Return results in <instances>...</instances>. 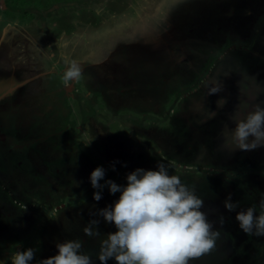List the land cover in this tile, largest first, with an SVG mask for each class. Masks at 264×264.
Here are the masks:
<instances>
[{
  "label": "rangeland",
  "instance_id": "rangeland-1",
  "mask_svg": "<svg viewBox=\"0 0 264 264\" xmlns=\"http://www.w3.org/2000/svg\"><path fill=\"white\" fill-rule=\"evenodd\" d=\"M197 2L199 1L0 0V30L13 26L14 29L18 28L15 25L19 23L21 28L32 33L31 38L40 40L39 31L45 32L42 33V37L46 36L42 44L39 42L38 50L33 51L30 48L29 55L25 57V60L30 57L27 62L20 60L22 62L19 61L17 64L18 71L21 74L26 73L25 76L28 77L34 70L31 64L37 61L36 70L41 74L30 75L34 79L21 85L19 89L13 87L14 81L10 84V80H14L11 78L0 90V95L4 98L13 96V101L8 100L9 102L5 104L1 101L0 109L12 113L13 125L17 129L16 134L11 132V135L21 154L18 155V160L24 158L26 166L30 160L33 161L34 165L30 166L35 169L34 177H31L30 172H21L17 168L12 172L7 171L8 169L0 170L2 187L0 191L3 189L4 193H11L6 184L10 185L19 180L24 195H28L30 199L25 203L10 194L8 202L1 201V204L10 205L0 211V264H11V256L16 251L27 248L36 250L35 257L29 264H37V261L57 254L56 243L76 239L82 241V251L92 256L93 264H100L96 259L100 240L107 234L114 233L116 228L113 224L104 222L102 217L89 213L113 205L120 193L110 194L108 188L104 187L101 190V200L94 201L93 193L97 190L91 187L89 180L91 172L97 167H103L105 177L100 181L101 184L105 180H112L118 185L126 186L127 174L138 168L155 171L158 163L164 164L169 174L179 176L190 188L196 190L199 186L195 192L203 200L209 199L214 202L207 203L213 204L211 214L205 208L201 211L208 212L210 219L213 215L214 220L211 222H214V230L220 231L216 248L209 254L191 261L190 264H264L263 239H259L258 243H251L250 236L243 231L239 236L236 235L239 224L235 216L252 204H249L248 199L245 200L242 191L232 189L231 192L226 186V183L236 180L233 179L234 176L229 174L231 179H225L226 187L223 188L218 181L213 182V175L208 174L213 172L209 169L210 164L204 166V163L201 161L198 163L195 159L191 161L192 163L172 162L165 156L171 150L165 147L166 141L176 144L178 150L184 151V155L188 157L193 144V147L197 145L198 148L210 144L207 141L208 133L213 136V142L224 155L230 154L235 158L238 155L247 156L254 151H231L230 145H223L224 139L220 135L223 128L227 126L229 130H233L236 126L231 117L234 114L233 107L237 95H229V102L225 105L227 108L219 111L217 117L211 119V123L214 124L212 130L203 124L204 121L198 122L201 115L194 119L191 115H186L187 117L180 115L178 120L174 119L172 123L170 121L179 103L187 97L181 94L191 89V81H188V84L186 81H180L179 85H176L179 95H157L155 98L157 101L154 102L150 99L152 95H146L147 92H151L148 84L152 82L154 85L157 80L158 74L155 70L157 68V71L162 70L164 75L162 90L170 79L171 82L175 79V76L180 79L190 70L194 71L195 68H190L192 64L201 68L206 66V70L207 67L213 68L214 71L218 69L214 73L217 74L220 84L231 87L234 92L241 84L251 82L254 85L264 80L263 61L259 60L263 58L264 53L263 37L260 38L263 45L262 47L259 45L257 56L244 55L243 52H237L234 58L228 56L235 43L242 50L249 49L250 40L247 38L251 33L264 35V25L257 29L259 32L255 29V21L260 15H264V0L201 1L197 13L202 11L204 19L195 14L190 23L185 21L178 24L177 28L175 24H171L176 23L179 16L184 17L185 13L193 11V6ZM5 7L7 9L4 10ZM179 12L183 14L176 16L178 18L176 19L175 15ZM8 20L13 21L10 22L11 26L4 24ZM33 22H35L33 26L29 25ZM184 24H188L187 29H190L188 35L185 33L187 37L182 30L180 31L185 28ZM155 31L156 36L149 39L148 37L153 36L151 34ZM63 33H66L65 38ZM4 39V42L0 40V69L2 75H8L14 70L12 65L16 62L10 57V65L8 52L12 49L14 53L13 45H21L18 40L23 39L11 32ZM136 40H141L140 44L146 43L150 46L142 48L138 43L137 46L142 48V52L141 48H138L139 53L128 56V59L126 49L123 50L121 45H126L130 41L134 43ZM192 44L194 46L190 47ZM107 49L114 50L115 54L123 50V55L117 54L121 56L117 65L123 70L135 67L134 63H130L134 59L136 66L142 70L139 78L136 77L137 79L132 81L128 73L126 77L114 76L109 81L104 76L105 80L98 78L100 84L94 85L95 91L90 87L93 77L87 73L86 78L82 77L77 82H71L67 86L63 83L65 58L76 61L74 52L79 50L78 56L83 59L79 62L80 66L84 72L87 70L91 73L96 65L101 64V59L106 57ZM247 57H254L253 65ZM222 59L228 62L222 64ZM129 63L131 67L126 68L125 65ZM50 64L57 66L53 68L50 76H46L41 71L49 70ZM118 67L116 70L120 69ZM202 77L203 75H200V78ZM200 78L197 77L196 80ZM195 87L197 84H194L193 88ZM211 100L212 104H216L218 99L213 97ZM228 116L231 121H226ZM141 128L145 129L141 131L144 134L139 132ZM130 140L139 145L145 140L147 150L142 152L139 158L126 162L130 157L134 158L130 156L131 154L125 157L124 153L125 147L130 150L134 145ZM251 140L252 137H249V141ZM153 141L161 142L163 146L161 155L158 154L159 149L154 147ZM190 141L193 143L188 151ZM139 147L141 146L137 149L141 151ZM257 150L260 152L259 155L264 154V147ZM153 154L157 159H151ZM230 172L232 171L228 173ZM237 173L243 174V178H238L240 185L245 187L244 178L251 176V183L256 185L259 182L261 189H264V175H261L264 174V161L259 166L246 167ZM32 178L35 181L34 185ZM212 184H215V189H212L214 191L205 196L204 191L212 188ZM45 188H48L47 192ZM229 194L231 202L239 204L232 212L223 206ZM45 201L48 202L47 205L44 204ZM11 205L18 207L15 209V206ZM42 206H45V209ZM64 211L65 219L62 221L58 218L59 213ZM216 212L230 216L231 225L227 227V219H224L222 227L216 223L219 218ZM47 219L52 223L49 221L47 224ZM92 219L100 221L98 225L100 237H87L82 231ZM106 263L115 264V261L110 259Z\"/></svg>",
  "mask_w": 264,
  "mask_h": 264
},
{
  "label": "clouds",
  "instance_id": "clouds-1",
  "mask_svg": "<svg viewBox=\"0 0 264 264\" xmlns=\"http://www.w3.org/2000/svg\"><path fill=\"white\" fill-rule=\"evenodd\" d=\"M65 70L62 81L67 86L82 78L83 69L75 60L65 58ZM222 87H208L207 95L217 94ZM226 99L217 100V108H222ZM245 104L241 113L231 117L235 128L225 126L220 133L223 145H230L231 151H251L264 147V108L255 105L247 111ZM209 113V112H208ZM216 113H209L213 119ZM249 137L252 140L249 141ZM157 170L136 169L126 176V186L112 180H104L105 169L95 168L89 177L91 187L96 189L93 200H101V190L108 188L110 194L120 193L113 205L100 209L90 215L102 217L104 222L115 226L114 233L100 240L96 259L106 264L110 259L115 264H190L191 261L209 254L216 248L220 231L214 230V222L209 221L204 208V200L195 190L182 182L177 175L169 174L164 164L158 163ZM113 170L114 167H113ZM256 206H250L235 216L240 229L249 236H264V193ZM224 208L235 211L239 206L231 202V195L223 202ZM98 219L90 220L82 231L87 237H100ZM221 227L224 218L216 221ZM57 254L37 264H93L90 254L82 251L83 243L79 239L56 243ZM36 250L27 248L16 251L11 256V264H29Z\"/></svg>",
  "mask_w": 264,
  "mask_h": 264
},
{
  "label": "flooded vegetation",
  "instance_id": "flooded-vegetation-1",
  "mask_svg": "<svg viewBox=\"0 0 264 264\" xmlns=\"http://www.w3.org/2000/svg\"><path fill=\"white\" fill-rule=\"evenodd\" d=\"M197 1H199V2H197L196 5L193 6L194 7L193 11H189V12L185 13L184 14L185 18L183 16H181V17L179 16L178 17L179 19H178L176 16L183 14L182 12H179L177 15H175V18L178 19L177 22L176 23H172L171 22V24L172 25L175 24V26L177 28L179 26L178 24H182L185 21H186V23L187 22L190 23V20L195 18V14H197V15L199 14L200 16L203 17L202 19H204V14H202L203 12L200 11V12L197 13V11L200 8L199 5L201 4V1H205V0H201V1L197 0ZM199 19H200V21H202L201 18H199ZM263 25H264V15L262 14V15H260L257 18V21H255L256 32H259V31H257V29H260L261 27H263ZM183 26L185 28L184 29H180V31L182 30L181 32H183L184 34L187 33V35H188L189 34V30H190V29H187L188 28V24H184ZM157 31H158V29H157ZM157 31H155V33L151 34L153 36H151V37L147 36V37L150 39V38L156 36V32ZM39 32H40L39 33L40 34V40H38V39L36 40L35 39L34 42L38 43L40 45L39 42H41V44H42V40L46 36L42 37V35H43L42 33H45V32H42V31H39ZM254 33H251L250 36H248V38H247L248 40H250L249 41L250 44H248L249 45V49L245 48V49L242 50V48L239 47V45L237 43H235L233 45L234 47L230 50L228 56H230V58H234V55L237 52H243L244 55H248V56H257L256 51H258V47H260L261 45L264 44V42H263V44H261V39H260L261 37H263V39H264V35L260 34V33H258L257 35H254ZM184 36L187 37L186 34ZM72 37H73V35H72ZM184 39H186V38H184ZM136 41L134 43L130 41L126 45L125 44L123 46L121 45V48L123 47V50L126 49L125 54L127 55L126 56L127 58H128V56H134L133 54H135V53H139L138 48H141V47L143 48L144 46L147 47L148 45L150 46V44H146V43L140 44L141 40H138L137 42ZM138 43L140 45H142V46L141 47L137 46ZM193 46L194 45L192 44L190 47H193ZM142 48L140 50L141 52H142ZM107 50H106V57L104 59H101V61H102L101 64L96 65L95 68L92 69L91 73L87 72V70H85V72L83 71V74H82L83 78L84 77L86 78V74L85 73H87L89 75H92L93 80L90 82L91 83L90 87L94 91L96 90L95 86L97 84H100V81H98V78H100V80H103V78L105 76L110 81V78H112L114 76L122 77L124 75V73H125V70H123V68L118 67V65H117L118 62L120 61L119 59L121 58V56L117 55V54L123 55V52H122L123 50H121V52L118 51L117 54H115L114 50L113 51H111V50L107 51ZM78 52H79V50H78ZM78 52H74V57L76 58V61L79 63V62H82L83 59L79 58L78 55L80 53H78ZM125 54H124V56H125ZM247 58L251 61L252 65H253V62H255L254 57H251V58L247 57ZM20 60H22V59H20ZM259 60H262L263 62L262 61L261 62L264 65V53H263V58L259 59ZM222 61H223L222 64H226L228 62V60H225V59H222ZM36 62L37 61H34L31 64L32 67H36V68L38 67V65H37L38 62L37 63ZM43 62H44V60H43ZM58 63H60V62L58 61ZM130 63H134L135 67H137L136 66L137 63H135L134 59H132L130 61ZM130 63H129V65H125V66H127L126 68L131 67ZM116 67H118L120 69L116 70ZM132 67L134 68V66H132ZM191 67L195 68V70L194 71L190 70L189 73H186V74L182 75L180 79L178 78V76H175V79H173L172 82L170 81L172 79H170L168 81V83L165 84L164 90L161 89V84H162V82H164L163 72H162V70H158L157 71L158 68L156 67L157 69H155V70H156V73L158 74V76H156L157 80L155 81L154 85L152 84V82H150L148 84L149 90H151V92H147L146 95H152L151 97L150 96L149 97L154 102L156 100L155 98H156L157 95H179L178 89L175 88V87H176L177 84L179 85L180 81L181 82L186 81L185 82L186 84H188V81L192 82L191 83V89L189 91H186V92L181 94V95H185L184 97H186V95H187V97L185 99H183V101H181L179 103V107H177L175 112L171 115V117H170L171 123L174 121V119L178 120L180 115H182L183 117H187L186 115H191L192 119H194L195 117L198 118L201 115L202 117L198 118L199 119L198 122L204 121L203 124L206 125V127L209 130L214 129V124L211 123L212 120L209 118V113H212V112L216 113V116L214 117V118H216L217 115L219 114V111H221L222 109L225 110L227 108V106H225L227 104H225L222 108L218 109L216 104H212L213 100H211V98H213V97L214 98L216 97L218 100L226 99V101L229 102V97H230L229 95H237L236 103L234 104V107H233V111H234L233 113L237 112L239 114V118H241V119L243 118V115L246 114V113H241L243 111V108H244L245 104H247L249 106L247 111H251L252 108L255 105H260L262 108H264V80L260 81L258 84H254V85L251 82H247V83L241 84L239 89L236 92H234L231 89V87H227V86L224 87L223 84H220L219 79L216 77L217 74L214 73L218 69H215V71H214L213 68L207 67V70H206V68H205L206 66L201 68V67L195 66L193 64H192V66L190 65V68ZM134 72H136V70H134ZM139 72H142V70H139ZM39 74H40V72L38 73V75ZM200 75H203V77L200 78ZM197 77H199L200 79L196 80ZM26 80H27L26 82H28V83L30 82V81H28L29 79H26ZM104 80H105V78H104ZM165 80H167V79H165ZM24 82H25V80H24ZM194 84H197V87L193 88ZM213 85L218 86V87H222V90L220 92H218L217 94L207 95L208 87H212ZM4 86L5 85L0 83V90L3 89ZM9 116L11 117V122H10ZM12 119H13L12 118V113H8V112L0 113V132H1L0 133V170H5L6 171V169H8L7 171L12 172L13 170L15 171V168H17L21 172H27V171L30 172L31 173L30 174L31 177H34L35 169L33 167H31L32 164L34 165L33 161L30 160L28 162V164H29V168H28V164L26 166V164H25L26 161H25L24 158L21 159V160H18V155H21V154H19V148H18L17 144L15 143L14 138H11V137L9 138L8 137V133H7L8 131L13 132V133L16 134L15 130L17 128L14 127ZM231 120H230V116H228L226 118V121H231ZM225 124L227 125V123H225ZM201 126H202V124H201ZM143 130H145V129L141 128L139 130V132H141ZM141 134H144V133L141 132ZM207 136L209 138V140H207V141L210 144H206L202 148H201V146H199L200 148H198L197 145H196V147H193L194 146V144L192 146L193 141H190V146L188 147V151L190 150V148L192 146V148H191L192 152H191L190 155L188 154V157H186L184 155L185 154L184 151H179L178 150L179 147H177L176 144L173 145L169 141H166L165 145L166 144L167 145L165 147L166 148H170L171 150H170L169 153H166L165 156L168 157V159H170L172 162H178V161L179 162H183L184 161V162L192 163L191 161L195 159V160H197L198 163H200V161L202 162V164L204 163V166L207 165V164H210L211 167H209V166H207V167H209V169H211L213 172H209L208 174L209 175H213L212 176L213 182H217L218 181V184L219 185L221 184V187L223 186V188H225L227 186L228 188L231 189V192H232V189L233 190H238L239 192L242 191L244 193L245 200L248 199L247 201H249V204H252V206H256L257 215H258L259 212H260L259 202L262 199L261 193H264V191H263L264 189H261V186H259V182L256 183V185H253L251 183L252 182L251 181V179H252L251 176L249 178H246V177L244 178V182L246 184L245 187L240 185L239 181H238V178H240V177L243 178V176H242L243 174L239 175L237 172H240V170L246 169V167L259 166L260 163H262L264 161L263 160L264 154H260L259 155L260 152H258V150L255 149L254 151L249 153V155H247V156L238 155L235 158H232L230 154L229 155H224L223 152L218 150V147H216L217 145L213 142V139H212L213 136L212 135H210L208 133ZM207 136L205 138H207ZM199 141H201V140H199ZM141 143H142V145L144 147H146L147 142L145 140H142ZM160 143H158L156 141H153L154 147L159 149L158 150V154L159 155H161V152H162V149H163V146ZM6 164H8L9 166L6 167L5 166ZM229 171H232V172L228 173ZM229 174L234 176L233 179H236V180H233L234 183H232L233 181L232 182H228V184L226 183L225 179H228V180L231 179ZM261 175H264V174L261 173ZM32 181H33V178H32ZM223 181H224V184H222ZM34 183H35V181H33V185H34ZM225 183H226V186H225ZM214 185H213L212 188H207V189L204 188V189H206L204 191V193L206 192L205 196L206 195L207 196L210 195L214 191V190H212V189H215ZM28 186L30 187L29 183H28ZM31 186H32V184H31ZM32 188H34V187H32ZM198 188H199V186L197 187L196 190H198ZM45 189H46L45 192H47L48 188H45ZM49 190H50V188H49ZM32 191H34V189H32ZM23 200H26L27 202H29L30 199L28 198V195L27 196L24 195V199ZM1 201L2 200L0 199V208H4L6 206V204H1ZM204 201H205L206 204L208 202L214 203L213 201H211L209 199H205ZM47 203L45 201L44 204L47 205ZM211 205L213 206V204H211ZM211 205L207 204V210H208L209 214H211V210H212ZM22 207H28V205H22ZM42 207L45 209V206H42ZM216 213H218V212H216ZM208 216H209L208 217L209 221H211V219L214 218L213 215H211V219H210V215H208ZM220 216H222L224 219L228 220L227 227L231 225L232 220L231 219L229 220L230 216L223 215L222 213H218L217 217H220ZM55 218H57V217H55ZM55 218H54V220H55ZM60 218H61V220L65 219V211L59 213V218L58 219H60ZM49 221H50V219L46 220L47 224H48ZM50 223H52V222L50 221ZM49 229L50 228L47 229L48 232H49ZM241 233H242V230L240 229V227L237 228L236 229V235L238 234V236H239V234H241ZM47 236H48V233H47ZM262 237L263 236H259L258 237V236H254L253 235V236H250L249 238H251V243H254V242L258 243L257 241L260 238H262Z\"/></svg>",
  "mask_w": 264,
  "mask_h": 264
},
{
  "label": "crops",
  "instance_id": "crops-1",
  "mask_svg": "<svg viewBox=\"0 0 264 264\" xmlns=\"http://www.w3.org/2000/svg\"><path fill=\"white\" fill-rule=\"evenodd\" d=\"M6 2V1H5ZM5 9H7L6 7L4 8V10ZM10 22H13L12 20H8V21H6L4 24H6V26H9L10 25ZM18 23V22H17ZM35 22H33L32 24H29V25H32L33 26V24H34ZM28 25V24H27ZM11 26V25H10ZM15 26H18V28H15L14 29V26L13 27H9V29H1L0 30V40H2L3 42H4V38L8 35V34H10V32H11V34H15V35H17V37L18 38H22L23 39V41H21V40H18V42L19 43H21V45L20 44H14L13 46H14V53H13V50L11 49V51L10 52H8L9 53V55L7 56L8 57V62H10V65H11V61H10V57L14 60V61H16L15 63H13V68H14V70H12V72L11 73H8V75H2L1 74V72H2V70L0 69V75H1V78H0V83L1 84H4V83H6V82H9V80L11 79V78H13L14 80H10V84L12 83V81H14V85H13V87L15 88H20L21 87V85H23L24 83H28V82H26L27 80L26 79H29L28 81H32V79H34V78H31L30 77V75L32 74V75H34V74H38L39 73V71H37L36 70V67H32L34 70L33 71H31V73H29V76L28 77H26L25 75H27L26 73H24V74H21V72L20 71H18L19 69H18V63H19V61H20V59H22V61H28L29 59H30V57H28L27 58V60H25V57L26 56H28L29 55V53H30V48H32L33 49V51L35 50V49H37L38 50V43H35L34 42V40H35V38H31V35L30 34H32V33H30L27 29H24V28H21L22 26H20V24L18 23L17 25H15ZM40 26V25H39ZM9 31V32H8ZM65 34L66 33H63L62 35H63V37L65 38ZM59 38H61V37H59ZM10 45H12V43H10ZM22 61H20V62H22ZM49 64V63H48ZM9 65V66H10ZM9 66H7V67H9ZM57 65H51L50 64V66L48 67L49 68V70H46L45 72L44 71H41V72H43L44 73V75H46V76H50L51 74H52V70H53V68H55ZM15 70H17L18 72L16 73V71ZM36 71V72H35ZM41 74V73H40ZM26 77V79H23L22 77ZM24 80H25V82H24ZM13 97V96H12ZM12 97H7V98H4V96L3 95H1L0 96V103H1V101H3L2 103L3 104H5V103H8L10 100H12ZM9 100V101H8ZM13 101V100H12ZM1 105V104H0ZM3 110V109H2ZM1 109H0V113H2V112H6L5 110H3L2 111Z\"/></svg>",
  "mask_w": 264,
  "mask_h": 264
},
{
  "label": "trees",
  "instance_id": "trees-1",
  "mask_svg": "<svg viewBox=\"0 0 264 264\" xmlns=\"http://www.w3.org/2000/svg\"><path fill=\"white\" fill-rule=\"evenodd\" d=\"M5 41V40H4ZM160 44V43H159ZM135 68V69H134ZM132 67L130 70H125V73H124V77H126L127 75H128V73H130V76H131V80L133 81H135V79H137L136 77H138L139 78V76L141 75V73L142 72H139V70H140V68H138V67ZM134 70H136V72H134ZM127 71V72H126ZM36 72V71H35ZM22 78H25V76L24 77H22ZM125 79V78H124ZM9 118H10V122H11V117L9 116ZM8 133V137L10 138H13V136L11 135V132L10 131H8L7 132ZM115 134H117V133H115ZM122 138V137H121ZM119 140H121L120 138H119ZM123 141H125V139H123ZM129 142V141H128ZM130 142H132L131 144L133 145V146H131L130 147V150H128V148L127 147H125V151H124V153L126 154V156L125 157H128V154H131L130 156H133L134 158H131L130 157V159L128 160V161H126V162H129L130 160H132V159H136V158H139L140 157V154L142 153V152H146V147H144L143 145H142V143L140 142V144L141 145H139V144H137V143H135V141H133V140H130ZM138 146H141V147H139L140 149H141V151H139L137 148H138ZM124 153H122V154H124ZM143 156V155H142ZM124 157V158H125ZM149 158H151V157H149ZM151 159H157L156 157H155V154H153V158H151ZM131 162V161H130ZM134 162V161H133ZM150 167V166H149ZM22 186H21V181H19V180H16V181H14V182H12V183H10V185H8V184H6V188L11 192V193H4L2 190L0 191V199L2 200V201H4V202H8V198H10L9 197V195L10 194H13V196H15L17 199H18V201H25V203H27V201L26 200H23L24 199V189H22L21 188ZM0 188H2L1 187V185H0ZM12 191H13V193H12ZM48 201V200H47ZM204 204H206L205 202H204ZM7 205H10V204H8V203H6V208L8 207ZM19 206H21V204H18ZM18 205H11V207L12 206H15V209L18 207ZM4 207V208H5ZM204 208L207 210V204H206V206L204 205ZM2 208H0V211H3V210H1ZM204 209V210H205ZM6 210V209H5ZM0 217H1V215H0ZM1 220V219H0ZM211 220H214V218H212ZM261 240L263 239V241H264V236L262 237V238H260ZM107 264V263H106ZM114 264V263H113Z\"/></svg>",
  "mask_w": 264,
  "mask_h": 264
},
{
  "label": "bare ground",
  "instance_id": "bare-ground-1",
  "mask_svg": "<svg viewBox=\"0 0 264 264\" xmlns=\"http://www.w3.org/2000/svg\"><path fill=\"white\" fill-rule=\"evenodd\" d=\"M4 73V72H3ZM42 236V235H41Z\"/></svg>",
  "mask_w": 264,
  "mask_h": 264
}]
</instances>
